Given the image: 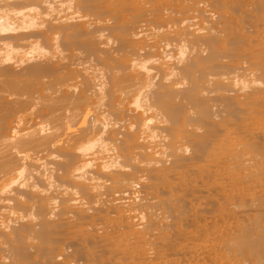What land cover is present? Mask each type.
<instances>
[{"label": "bare ground", "instance_id": "6f19581e", "mask_svg": "<svg viewBox=\"0 0 264 264\" xmlns=\"http://www.w3.org/2000/svg\"><path fill=\"white\" fill-rule=\"evenodd\" d=\"M182 1L0 2V264H264V50Z\"/></svg>", "mask_w": 264, "mask_h": 264}, {"label": "rangeland", "instance_id": "374dc122", "mask_svg": "<svg viewBox=\"0 0 264 264\" xmlns=\"http://www.w3.org/2000/svg\"><path fill=\"white\" fill-rule=\"evenodd\" d=\"M2 1H3V0H0V2H2ZM21 1H24V0H21ZM38 1H42V0H38ZM184 1H186V0H183V1L181 2V4H182L185 8H186V6H187V10L189 9L188 11H190V10H191V12H194L193 10H195V11H197V10H198V11H202V12H200V14H197V13H196V14H190L189 16L192 15V17L195 18V19H193L192 17H190L189 20H190L191 22L188 21L187 23H191V24H185L186 26L188 25L189 28H190V27L193 28V29L190 28L192 31L196 29L198 33H197L196 31H194V32H195L197 35H198V34H199V35L202 34L199 30H201L202 27H204V26L206 27V24H207V26L211 25L212 27H214V29H215V28H216V29L218 28V27H217V22H218V20H217L216 15H215V14L218 12V9L216 10V8H211L210 6H208V5H206V4H205V5H206V6H205V5L203 4V3H205V2H202V4H201V3H200L201 1H200V2H196V3L194 4V5H196V6H195V9H194V8H193L194 5H191V3H190L188 0H187V1L189 2V4H190L192 7L187 3V1H186L185 3H184ZM234 1H235V0H234ZM242 1H243V0H242ZM254 1H255V0H250V1H249V0L245 1V0H244V4H243V2L240 3L241 0H236V3L231 4V7L234 6V7H233V10H235V11H237V12L240 11V12H239V14H240V13L243 12L242 10H244V9L246 8L244 12H245L247 15L244 14V13H243V14H240V15H242V16H244V15H245V16H248L249 14H251V15H250L249 17H246V18H248V19H246L245 16H244L245 20H243L244 18H243V17L241 18V17L238 15V13L236 14V12L234 11V12H232V13H229V16H230V17H229V18H230L229 20H230V21H231V20L233 21V23H232V21H231L232 24H230V25H231V26L234 25V26H233V27H234L233 29H236L237 31H240V32H241V35L246 34V33H247V34L249 33V31L246 32V31H247V28L250 30V33L248 34V36H249V38L251 37L252 40H253V38H254V42H253L252 40H250L251 38L249 39V40H250V41H249L247 35H243V36H245L244 38H246V41L248 40L247 42H249V45H250V43H252V45L249 46L250 49H251V50H256V49H257L256 51L260 53L262 50H264V33H263V32H264V3H263L264 0H263V2H262V0H259L258 3H256L257 1H255V2H254ZM260 1H261V2H260ZM246 2H247V5H246ZM248 2H249V3L252 2V3H250V4H251L252 6H255V7L259 4V7L257 6L256 8H257V9H260V8L263 9L262 11H261V9H260V14H262L263 16L260 15L259 12H258V10H257L255 7H252ZM253 2L256 3L257 5H255ZM197 3H198V5H197ZM199 3H200L201 6L199 5ZM261 3H262V7H261ZM187 4H188V5H187ZM236 4H237V5H236ZM203 5H204L205 7H204ZM235 5H236V6H235ZM238 5H239V6L241 5V6L239 7L240 10H239V8H238ZM244 5H246L245 8H243ZM249 5H250V7H249ZM199 6H200V7H199ZM242 6H243V7H242ZM247 6L249 7L250 11L248 10ZM188 7H189V8H188ZM197 7H198V8H197ZM208 7H209V8H208ZM251 7H252V10H253V11H251ZM190 8H191V9H190ZM200 8H201V9H200ZM204 8H205V9H204ZM210 8H211V9H210ZM242 8H243V9H242ZM253 8H254L257 12H256ZM192 9H193V10H192ZM196 9H197V10H196ZM202 9H203V10H202ZM212 9H213V10H212ZM236 9H238V10H236ZM220 10H221V9H220ZM220 10H219V11H220ZM16 11L18 12V11H22V10L19 9V10H16ZM16 11L13 10V11L11 12V14L16 13ZM25 11H26V10H25ZM211 11H212V12H215V13H212ZM216 11H217V12H216ZM221 11H222V10H221ZM241 11H242V12H241ZM254 12H255V13H254ZM25 13H29V12L26 11ZM206 13H209V15L206 14ZM253 13H254V14H253ZM256 13H257V14H256ZM212 14H213V15H212ZM232 14H233V15H232ZM255 14H256V15H255ZM80 15L83 16V13L80 12L79 14H76V13H75V7H72L71 10L68 11V13H67L66 16H67L68 18H72V19H73V18H76V19H78V18H80ZM231 15H232V16H231ZM234 15H235L236 17H235ZM237 15H238L239 17H238ZM212 16H213V17H212ZM252 16H253V17H252ZM254 16H255V18H254ZM258 16H259V17H258ZM232 17H235V18L231 19ZM237 17L240 18V19H239L240 22L236 21V19L238 20ZM250 17H251V18H250ZM212 18H213V19H212ZM249 18H250V19H249ZM257 18H258V19H257ZM259 18H260V19H259ZM261 18H262V19H261ZM234 19H235V21H234ZM241 19L243 20V22H242ZM63 20H64V18H63ZM63 20H62L61 22H64ZM210 20H211V21H210ZM213 20L216 22V23L213 22L214 24H216V26L212 23ZM247 20L249 21V23L247 22ZM251 20H252V21H251ZM209 21H210V22H209ZM244 21H246V22H244ZM205 22H206V23H205ZM254 22H256V23H254ZM193 23H195V24H193ZM204 23H205V24H204ZM209 23H210V24H209ZM236 23L238 24V28H239L240 30L237 29V27H236ZM241 23H243V24H241ZM244 23H246V24H244ZM251 23H252V24H251ZM212 24H213L214 26H213ZM248 24H250V25L248 26ZM259 24H260V25H259ZM193 25H196V26H193ZM203 25H204V26H203ZM239 25H240V26H239ZM252 25H253L254 28H257V26H258V28H257V30H256V31L258 32V30L260 29L258 33H257L256 31H253V30H255V29H252V28H253ZM218 26H219V25H218ZM244 26H245V27H244ZM235 27H236V28H235ZM259 27H260V28H259ZM261 28H262V29H261ZM190 29H189V30H190ZM242 30H243V31H242ZM194 32H192V33H194ZM254 32H255V34H254ZM237 33H239V32H237ZM262 33H263V34H262ZM239 34H240V33H239ZM251 35H252V36L254 35L255 37H254V36L252 37ZM256 36H258V37H256ZM257 39H258V40H257ZM256 40H257L258 42H256ZM251 41H252V42H251ZM259 42H260V45L258 44ZM253 43H254V45H253ZM255 43H256V44H255ZM110 45H111V44H110ZM170 45H171V43H170ZM172 45H176V44H173V43H172ZM258 45H259V47H258ZM262 45H263V46H262ZM160 46H162V44H160ZM252 46H253V47H252ZM254 46H255V47H254ZM260 46H262L263 48L260 47ZM184 47H185V48H184ZM182 48H183V49H182ZM187 48H188V49H187ZM201 48H203V47H201ZM201 48L199 47V48H198V51L196 52V50H197L196 47H194V49H192V47L181 46V51H182V52L184 51V53H185L186 55L190 54V56H195V55H197V54H198V55L201 54V56H202V55L206 56V51H205V49L203 48V49L201 50ZM241 48H242V50H241L240 47H239L238 51H239V52H242V53L245 52V51H244L245 49L243 50V46H241ZM254 48H255V49H254ZM259 48H260V49H259ZM184 49H185V50H184ZM36 50H37V49H36ZM188 51H190V52H188ZM192 51H193V52H192ZM177 52L179 53V50H176V51H175L176 54H177ZM198 52H199V53H198ZM262 53H263V54H262ZM1 54H4V50H2V49L0 48V56H1ZM75 54H78V53L75 52ZM185 54H184V55L182 54V55L185 56ZM192 54H193V55H192ZM260 54H262L261 56H263V55H264V52H261ZM260 54H259V55H260ZM79 60H80V61H79ZM144 61H147V60H144ZM242 61H243V59L239 60V62H240L241 64H243ZM164 62H165V59H162V60H159V61L156 62V63H157V64H163ZM243 62H244V61H243ZM74 63L81 64V67H88V66H89L88 64H94V63H91V62H88V61L83 60V59L81 58V56H79L78 59H77ZM74 63H73V64H74ZM82 65H83V66H82ZM84 65H85V66H84ZM78 67H80V66H78Z\"/></svg>", "mask_w": 264, "mask_h": 264}]
</instances>
